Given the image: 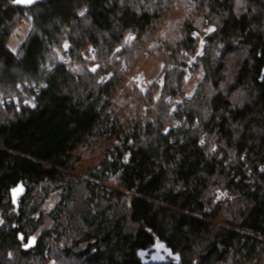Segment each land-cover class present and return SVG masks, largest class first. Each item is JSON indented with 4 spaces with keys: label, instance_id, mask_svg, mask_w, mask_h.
Segmentation results:
<instances>
[{
    "label": "trees",
    "instance_id": "trees-1",
    "mask_svg": "<svg viewBox=\"0 0 264 264\" xmlns=\"http://www.w3.org/2000/svg\"><path fill=\"white\" fill-rule=\"evenodd\" d=\"M2 97L0 264H264V0H0Z\"/></svg>",
    "mask_w": 264,
    "mask_h": 264
},
{
    "label": "rangeland",
    "instance_id": "rangeland-1",
    "mask_svg": "<svg viewBox=\"0 0 264 264\" xmlns=\"http://www.w3.org/2000/svg\"><path fill=\"white\" fill-rule=\"evenodd\" d=\"M176 2H184L188 4V2L191 4L193 3V0H176ZM238 4H242L243 0H237ZM195 8V7H194ZM192 9V8H191ZM181 10V11H180ZM173 9V11H170V14L167 16L166 19L169 20H176L174 22H183L185 18H192L195 21V25L200 27L199 32H203V34L207 33L209 36L216 31V24L209 22L207 19L204 20L202 17L198 15V12H194L193 15L188 14L187 10H182L180 9ZM194 10V9H192ZM189 15L188 17L186 15ZM199 16V17H198ZM30 27L28 26L27 23H21L17 25L15 28L14 32L11 34V37L8 41V47L11 51L15 52L18 50V48L21 46V44L25 41L27 34L29 32ZM118 51V50H117ZM203 54V47L197 48V51L195 54L190 58L188 64L191 63V60H194L196 55H202ZM165 64L163 63L162 60L157 58L156 56H149L148 54H144L138 61L135 63V66L129 71V74L127 76V81L125 84V87L132 90V91H138L140 94L142 92H145L146 89L152 88L151 92L153 95L156 97L158 100L160 97V91L162 89V86L164 84V77L166 75L165 70H164ZM95 68L94 66L92 69ZM186 68V67H184ZM169 69H175L177 70L180 74L184 73L183 68H181L178 65H169L166 69L168 71ZM185 74V73H184ZM200 75H194L185 77V89L188 90V94L191 95L193 92V89L195 88V85L197 84V78ZM157 81V85L154 84L152 85L151 83ZM150 84V85H149ZM158 87V89H157ZM157 90V91H155ZM169 97L166 98L168 100ZM182 98H179V100ZM170 103V102H169ZM151 109H154L155 111V104H151ZM143 109V108H142ZM146 107H144L143 110H145ZM128 159V156L125 157V160ZM88 163V162H87ZM223 200L225 202L231 201V197L223 192V191H217L216 196H215V201H220ZM0 222L1 219H0Z\"/></svg>",
    "mask_w": 264,
    "mask_h": 264
},
{
    "label": "built area",
    "instance_id": "built-area-1",
    "mask_svg": "<svg viewBox=\"0 0 264 264\" xmlns=\"http://www.w3.org/2000/svg\"><path fill=\"white\" fill-rule=\"evenodd\" d=\"M192 35H193L194 38H196L198 40L199 47H204L207 44V36H208L207 33L203 34V32L201 33V32H198V31H194L192 33ZM198 56L199 55H196L195 59L191 60V63L186 68L182 69L183 72L186 74V76H188V78L192 75L191 74L192 73L191 72V67L193 66V64L196 63V59H197ZM3 100H4V98L2 97L0 99V103H2ZM174 100H175V98L170 96L167 101L170 102V103H173ZM31 106L34 107L35 104L32 103Z\"/></svg>",
    "mask_w": 264,
    "mask_h": 264
},
{
    "label": "water",
    "instance_id": "water-1",
    "mask_svg": "<svg viewBox=\"0 0 264 264\" xmlns=\"http://www.w3.org/2000/svg\"><path fill=\"white\" fill-rule=\"evenodd\" d=\"M22 7H28V5L29 4H20ZM161 256H159L158 254H154L153 255V260L155 261V262H159L160 260H161Z\"/></svg>",
    "mask_w": 264,
    "mask_h": 264
},
{
    "label": "snow or ice",
    "instance_id": "snow-or-ice-1",
    "mask_svg": "<svg viewBox=\"0 0 264 264\" xmlns=\"http://www.w3.org/2000/svg\"><path fill=\"white\" fill-rule=\"evenodd\" d=\"M14 2L18 4H30L32 0H14Z\"/></svg>",
    "mask_w": 264,
    "mask_h": 264
}]
</instances>
